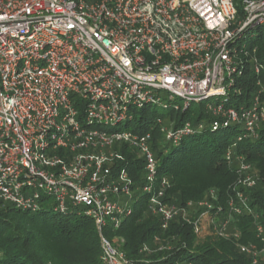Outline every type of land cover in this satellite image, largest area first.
I'll use <instances>...</instances> for the list:
<instances>
[{
  "label": "built area",
  "instance_id": "obj_1",
  "mask_svg": "<svg viewBox=\"0 0 264 264\" xmlns=\"http://www.w3.org/2000/svg\"><path fill=\"white\" fill-rule=\"evenodd\" d=\"M255 30V44H246ZM263 32L264 0H0V203L91 218L103 263L135 264L121 240L105 236L133 215L134 182L118 168L124 156L117 148L126 145L144 161L141 191L163 232L182 216L201 238L210 229L230 238L231 215L243 214L247 198L237 194L223 222L211 191L191 220L165 202L169 180H159L152 134L119 126L151 106L175 115L195 106L212 117L213 132L240 127L256 137L264 86L258 79L248 98L240 82L249 70L264 74V56L257 57ZM161 130L178 146L205 124L175 127L171 118ZM250 171L240 165L246 188L256 185ZM257 236L260 252L242 248L254 264L264 255L262 226Z\"/></svg>",
  "mask_w": 264,
  "mask_h": 264
},
{
  "label": "trees",
  "instance_id": "obj_2",
  "mask_svg": "<svg viewBox=\"0 0 264 264\" xmlns=\"http://www.w3.org/2000/svg\"><path fill=\"white\" fill-rule=\"evenodd\" d=\"M263 56L264 39L257 54L259 59ZM258 79L264 86V74L257 76L249 70L240 82L248 98L255 92ZM197 109L172 116L175 127L186 122L205 124L204 131L185 138L178 146L165 141L161 127L144 116L134 129L137 134L150 132L153 136L151 146L158 161L159 180H169L165 202L186 209L188 217L195 220L203 212L202 203L208 194L215 191L214 205L222 208L217 220L223 222L230 216L229 202H239L237 194L247 198L248 206L242 215H231L230 238L219 237L211 229L201 238L182 216L163 232L161 219L152 213L148 196L141 191L145 178L143 159L126 145L118 147L124 156L118 168L126 167L134 182L133 215L119 230H106L105 236L111 241L121 240V250L132 263L254 264L253 257L242 248L262 250L257 226L264 228V122L256 137L246 136L240 127L213 132L212 117L201 107ZM242 163L251 166L250 173L256 180L253 188L240 184ZM144 247L148 251L144 252ZM0 264H104L100 234L91 218L75 212L61 214L44 209L29 213L0 203ZM256 264H264V258L260 256Z\"/></svg>",
  "mask_w": 264,
  "mask_h": 264
},
{
  "label": "rangeland",
  "instance_id": "obj_3",
  "mask_svg": "<svg viewBox=\"0 0 264 264\" xmlns=\"http://www.w3.org/2000/svg\"><path fill=\"white\" fill-rule=\"evenodd\" d=\"M259 33H260V31H257V30L253 31L251 33V35L254 36L253 39H249L248 43H246V44L254 45L255 43H253V42L255 41L256 36H258ZM262 34L264 36V32ZM180 105L183 106V103H180ZM193 110L196 111L198 109H197V107L193 106L191 111H193ZM173 115L175 116V114H173V113L169 114L168 111H165L161 108H157L155 106H151L145 110H137L136 114H135L136 121L135 120L132 121L131 123H129V125L123 124V125L119 126V129L134 130L138 126L139 119L142 116H144L148 122L157 123V121H162V126H160V127L170 129L171 128V118ZM235 136L236 135H233L232 138H235ZM121 199L126 200L124 197H122ZM260 256H262L264 258V255H260Z\"/></svg>",
  "mask_w": 264,
  "mask_h": 264
}]
</instances>
